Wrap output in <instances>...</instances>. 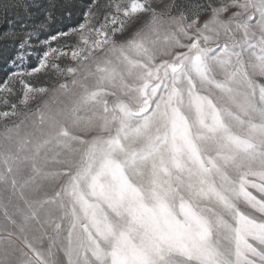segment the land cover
Returning <instances> with one entry per match:
<instances>
[{"label": "rangeland", "instance_id": "1", "mask_svg": "<svg viewBox=\"0 0 264 264\" xmlns=\"http://www.w3.org/2000/svg\"><path fill=\"white\" fill-rule=\"evenodd\" d=\"M28 33L0 79V264H147L110 182L211 198L241 173L231 259L264 264V0H0V46Z\"/></svg>", "mask_w": 264, "mask_h": 264}, {"label": "clouds", "instance_id": "2", "mask_svg": "<svg viewBox=\"0 0 264 264\" xmlns=\"http://www.w3.org/2000/svg\"><path fill=\"white\" fill-rule=\"evenodd\" d=\"M206 107L207 113L197 108L192 117L194 122L202 124L204 115H209L215 123V107L211 101ZM103 164L101 160V168ZM244 175L247 173L238 176L239 187L235 185L237 177L232 181L224 177L219 189L212 190L211 198L207 193H195L190 189L177 191L163 185L153 188L148 182L140 185L141 195L137 196L134 191L129 196L119 182H110L106 194L119 205V210L112 215L114 239L127 237L135 241L147 257V264H160L161 252L172 254L170 264H233V241L239 247L251 223L242 205L256 207L255 198L244 188ZM259 210L264 212V204ZM165 216L176 218L173 222L181 234L178 244L167 235L169 228L164 222ZM82 219L93 222L87 216ZM259 227L264 230V225Z\"/></svg>", "mask_w": 264, "mask_h": 264}, {"label": "trees", "instance_id": "3", "mask_svg": "<svg viewBox=\"0 0 264 264\" xmlns=\"http://www.w3.org/2000/svg\"><path fill=\"white\" fill-rule=\"evenodd\" d=\"M16 53L17 48L15 44L8 43L0 46V79L5 75L4 67L15 57Z\"/></svg>", "mask_w": 264, "mask_h": 264}, {"label": "snow or ice", "instance_id": "4", "mask_svg": "<svg viewBox=\"0 0 264 264\" xmlns=\"http://www.w3.org/2000/svg\"><path fill=\"white\" fill-rule=\"evenodd\" d=\"M49 15H50V14H49ZM7 35H8V34H5V36H7ZM34 35H35L34 33H28V34H27V41H25V40H20L19 44L16 45V46H17V49L19 50V49H22V48H24V47L29 46L31 40H32L33 37H34ZM51 39H54V37H52ZM14 43H15V41H14ZM42 43H46V42H42ZM19 59H22V57H20L19 55H17V57L13 58V66L16 65V62H17V60H19Z\"/></svg>", "mask_w": 264, "mask_h": 264}]
</instances>
